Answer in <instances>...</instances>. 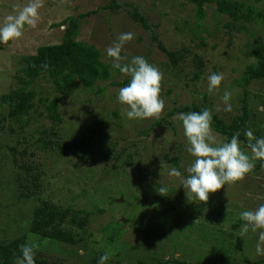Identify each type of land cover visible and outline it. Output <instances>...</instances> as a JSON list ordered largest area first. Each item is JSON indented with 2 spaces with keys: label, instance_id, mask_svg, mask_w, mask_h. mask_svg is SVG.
<instances>
[{
  "label": "rangeland",
  "instance_id": "1",
  "mask_svg": "<svg viewBox=\"0 0 264 264\" xmlns=\"http://www.w3.org/2000/svg\"><path fill=\"white\" fill-rule=\"evenodd\" d=\"M117 1L121 7L112 10L102 9L112 0H44L35 28L26 26L20 39L6 45L0 43V120L9 113L2 96L22 87L24 59L35 55L42 46L61 44L66 30L61 23L68 17L97 11L80 21L77 41L100 50L101 61L110 65L113 72L110 81L97 83L102 85V93L97 86L86 89L78 81L73 90L61 95L49 79L38 78L31 85L38 105L31 113L33 119L24 138L9 131V119L0 123V242L9 243L26 235L27 244H37L36 249L45 254L49 264H93L90 260L94 257L99 264L105 253L109 255L105 264H134L140 260L157 264L155 259L186 264H264V256H258L255 250L259 230L240 234L244 224L240 214L264 204V166L253 169L242 181L210 194L206 204L191 196L187 198L181 179L188 176L186 169L194 158L187 152L182 121L173 119L178 113L169 114L174 106L207 103L215 114L231 123L242 114L247 90L252 116L249 126L255 137L260 126H264V82L253 81L244 88L235 85L234 80L241 79L247 65L256 61L247 58L246 52L256 41L264 43V22H233L227 15L219 14L214 4L206 6V17L199 22L189 0ZM238 1L264 9V0L258 4L254 0ZM28 2L0 0V26L6 16L15 14L14 8ZM136 9L146 25L133 17ZM197 23L205 42L192 35L190 26ZM127 32L134 33V39L124 46L121 55L127 59L121 63L141 56L163 73L160 98L165 107L159 119L129 120L122 113L124 106L118 101L122 87L113 83L129 77L113 68L106 49ZM159 41L169 51L186 47L198 53L204 63L202 77L192 80L197 69L192 56L186 62L179 60L183 71L174 74ZM213 73H222L224 79L219 90L209 94L208 77ZM225 91L232 94L231 112L224 110ZM56 97L61 98L59 112L64 118L59 141L66 148L61 154L47 156L35 146L29 147L27 141L36 143L43 136L42 126L49 123L45 119L47 113L42 114L39 98L50 102ZM156 122L158 125L153 126ZM98 131L101 137L96 140ZM213 133L218 143L227 142L214 130ZM83 137L94 138L93 150L100 146L110 150L109 145H114L119 161L114 154L108 161L81 160L73 151ZM240 144L242 151L250 155L245 143ZM11 146H17L19 153L26 151V158L17 155L13 161ZM24 162L35 166L34 173H42L43 178L34 198L17 200V177ZM115 164L119 165L116 170ZM172 167L181 172L180 178L168 175ZM161 186L168 189L165 196L158 194ZM42 200L71 206L73 210H104L86 230L85 244L90 250L42 240L29 232L33 210Z\"/></svg>",
  "mask_w": 264,
  "mask_h": 264
},
{
  "label": "trees",
  "instance_id": "2",
  "mask_svg": "<svg viewBox=\"0 0 264 264\" xmlns=\"http://www.w3.org/2000/svg\"><path fill=\"white\" fill-rule=\"evenodd\" d=\"M189 2L195 6L196 19L199 22L203 21L206 17V6L213 4L216 5V10L219 14L227 15L233 22H264V9H259L255 5H251L247 2L238 0H189ZM254 2L258 4L261 3L262 0H254ZM120 7L117 0H112L110 5L102 7V9L116 10ZM96 12L97 11H92L79 16L68 17L61 23L62 26H67L61 44L42 46L35 55L28 56L24 59L26 64L22 69L24 78H20L22 87L3 95L1 98L2 102L9 106V113L7 118L0 120V123L5 119H9L11 122L9 126L10 132L13 134L20 133L22 137L24 133H27L26 128L33 119L31 113L36 110L38 105V103H36L35 90L31 88V85L38 78L49 79L61 95H65L73 90L78 81H80L86 89L92 90L93 87L97 86L98 92H103L104 89L102 85H97V83L107 82L112 79L113 72L111 66L101 61L102 53L94 45H88L77 41L80 21ZM133 17L146 25L145 18L137 9L134 11ZM200 27V24L197 23L191 25L190 30L193 37L201 38V40L205 42V40L202 39ZM229 31L231 33L232 28H229ZM256 43L257 44L252 45L251 49L249 47V50L246 52L247 58H254L256 61L247 65L241 79L234 80V84L237 86L247 88L253 81L264 82V43L261 41H256ZM159 47L168 55L173 66L174 74H180L183 71L181 66H178L180 65L178 61L181 60L182 62H186L192 56L193 59H191L195 62L197 68L192 76V80L196 81L202 77L204 63L202 57L198 53H192V50L186 47L177 51H169L163 46L161 41H159ZM43 64L48 65L47 70L41 67ZM129 82L130 77L122 82H115L113 84L125 87ZM246 91L243 100L242 114L236 116L231 123L225 122V120L215 114L212 110V106H209L207 103L201 106L197 104L174 106V109L169 114L201 112L204 109H210L212 113L213 130L225 138L227 142H230L231 138L236 133H239L238 139L240 143L244 142L245 147H247L245 131L250 129L252 116L248 109ZM60 100V97H56L48 102L46 98H39V105L44 108L42 114L47 113L45 119H47L49 123L42 126V131L40 133L43 136L38 138L36 143L30 144L29 140L27 141L29 147L35 146L47 156H51L50 154L52 153L61 154L66 148L62 142L59 141L61 125L64 123V118L59 112ZM155 125H158V123L156 122L153 124V126ZM263 132L264 126H260L255 133V138H263ZM97 133L96 140L101 137V133L99 131ZM95 145L96 142L94 138L83 137L75 143L73 152L75 156L84 161H108L115 153L114 148H112L114 145H109V147H111L110 150L103 149V146L93 150ZM9 150L14 153V155H12L13 161H16L15 156L17 155L23 157V160L27 156L26 151L19 153L17 146H11ZM118 158L119 157L114 154V159L118 160ZM169 162H172V160H169ZM263 163L264 161L257 160L254 171L260 169ZM118 168V164L113 166L114 170ZM20 169L17 177V181L19 182L18 190L14 198L17 200L32 199L38 194V191H40L43 174L34 173L35 166L31 164L28 165L25 162L20 166ZM103 212L104 210H73L71 206L65 207L47 200H42L33 210L28 229L30 233L40 237L42 240L79 245L85 247L86 250H90L89 246L85 244L87 240L85 238V235H87L86 230L88 226L93 223L97 214ZM25 244H27L26 235L14 239L9 243L8 241L3 243L0 242V264H15L16 258L22 256L20 246ZM35 253V264H49L48 260L44 257L45 254L43 255L37 249H35ZM90 261L93 264L98 263L96 257ZM155 262H157V264H186L185 262L174 259L166 260L165 262L155 259ZM259 262L256 264H261ZM78 264L84 263L81 262ZM134 264L146 263L140 260L138 263Z\"/></svg>",
  "mask_w": 264,
  "mask_h": 264
},
{
  "label": "clouds",
  "instance_id": "3",
  "mask_svg": "<svg viewBox=\"0 0 264 264\" xmlns=\"http://www.w3.org/2000/svg\"><path fill=\"white\" fill-rule=\"evenodd\" d=\"M43 4L44 0H29L24 6L14 8L15 14L6 16L3 25L0 26V43L6 45L10 41L20 39L26 26L35 28ZM63 27L67 28L66 25ZM133 39L134 33H122L117 41L106 49L107 56L113 61V68L130 77L128 85L119 90L118 101L124 106L122 113L129 120L159 119L165 107L164 101L160 98L163 73L141 56H134L130 62L121 63L127 59L122 57L121 52L126 43ZM41 67L47 70L48 65L43 64ZM223 79L222 73L211 74L208 77V93L212 94L219 90ZM231 95V92L225 91L222 97L226 112L232 111ZM173 119L182 121L184 136L188 143L187 152L194 158L186 169L188 176L181 179L187 198L191 196L206 204L210 194L216 193L225 185H234L242 181L253 171L255 161H264V138L256 139L250 129L245 131L247 147L251 150L250 155L242 151L239 133H236L230 142L218 143L212 129L210 109L180 113ZM168 175L180 178L181 172L172 167ZM167 191V187L158 188V194L161 196H165ZM240 219L244 222L240 229L241 236L249 230L254 233L259 230L255 250L258 256H264V204L254 211H243ZM195 222H198V219ZM36 248L37 244L21 245L22 256L16 258L15 264H35ZM108 259L109 255L105 253L99 264H105Z\"/></svg>",
  "mask_w": 264,
  "mask_h": 264
}]
</instances>
